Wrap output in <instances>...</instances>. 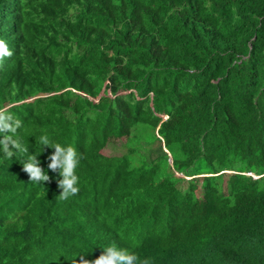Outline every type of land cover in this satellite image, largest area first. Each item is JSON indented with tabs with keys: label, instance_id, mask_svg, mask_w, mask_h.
Segmentation results:
<instances>
[{
	"label": "trees",
	"instance_id": "1",
	"mask_svg": "<svg viewBox=\"0 0 264 264\" xmlns=\"http://www.w3.org/2000/svg\"><path fill=\"white\" fill-rule=\"evenodd\" d=\"M1 12L13 55L0 107L51 180L29 182L27 155L0 152V264L92 261L113 243L138 264H264V0H0ZM42 135L80 154L67 200ZM122 139L125 153L102 154Z\"/></svg>",
	"mask_w": 264,
	"mask_h": 264
},
{
	"label": "clouds",
	"instance_id": "2",
	"mask_svg": "<svg viewBox=\"0 0 264 264\" xmlns=\"http://www.w3.org/2000/svg\"><path fill=\"white\" fill-rule=\"evenodd\" d=\"M0 31L8 23L1 12ZM6 19V20H5ZM8 32H0V62L6 57L13 55L9 49L7 42L2 37H6ZM46 94L38 95L35 98L45 97ZM33 98L26 100L32 101ZM99 97L96 98V102ZM12 105L7 106L9 108ZM0 107V152L7 159L11 160L18 152L27 155V160H22V171L27 174L29 182H36L42 185L45 182H50L51 178L44 168L40 166V160L37 155H28V147L21 141L18 136V130L23 127V121L17 118L9 109ZM42 145L41 151L45 148L54 149L53 153L47 157L49 163L47 169L52 173L58 175L59 179L56 181L57 187L61 190L58 196L62 200H67L75 196L79 192V177L76 174L80 161V154L77 149L71 145L65 147L59 143L52 142L47 135H42L39 140ZM75 264H138V257L134 253H129L126 249H121L115 243L106 247L101 254L94 260L88 261L83 257ZM142 264H149L144 260Z\"/></svg>",
	"mask_w": 264,
	"mask_h": 264
},
{
	"label": "rangeland",
	"instance_id": "3",
	"mask_svg": "<svg viewBox=\"0 0 264 264\" xmlns=\"http://www.w3.org/2000/svg\"><path fill=\"white\" fill-rule=\"evenodd\" d=\"M119 94L123 95L124 92H120ZM125 140H118L113 144L107 145L105 149L102 150V154L105 156H119L125 153L126 148L124 146ZM182 177V176H181ZM186 182L181 183V189L186 187Z\"/></svg>",
	"mask_w": 264,
	"mask_h": 264
},
{
	"label": "water",
	"instance_id": "4",
	"mask_svg": "<svg viewBox=\"0 0 264 264\" xmlns=\"http://www.w3.org/2000/svg\"><path fill=\"white\" fill-rule=\"evenodd\" d=\"M102 95H103V90H102V92L99 94V97L102 96ZM33 99H34V98H33ZM165 119H166V118H165ZM165 152H167V151H165ZM169 162L172 164V159H171V158L169 159ZM177 176H178V177H181V176L184 177L182 174H177Z\"/></svg>",
	"mask_w": 264,
	"mask_h": 264
}]
</instances>
